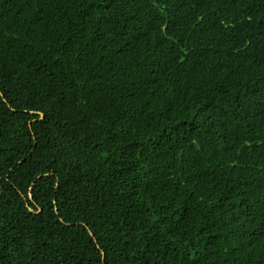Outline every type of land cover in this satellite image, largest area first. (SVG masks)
I'll use <instances>...</instances> for the list:
<instances>
[{"label": "trees", "instance_id": "16d2710c", "mask_svg": "<svg viewBox=\"0 0 264 264\" xmlns=\"http://www.w3.org/2000/svg\"><path fill=\"white\" fill-rule=\"evenodd\" d=\"M0 264H264V0H0Z\"/></svg>", "mask_w": 264, "mask_h": 264}, {"label": "water", "instance_id": "95a60500", "mask_svg": "<svg viewBox=\"0 0 264 264\" xmlns=\"http://www.w3.org/2000/svg\"><path fill=\"white\" fill-rule=\"evenodd\" d=\"M39 117H40V118H43L42 114L39 113Z\"/></svg>", "mask_w": 264, "mask_h": 264}]
</instances>
